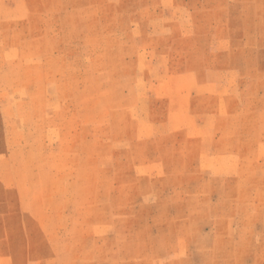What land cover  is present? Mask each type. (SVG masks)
<instances>
[{
  "label": "rangeland",
  "instance_id": "1",
  "mask_svg": "<svg viewBox=\"0 0 264 264\" xmlns=\"http://www.w3.org/2000/svg\"><path fill=\"white\" fill-rule=\"evenodd\" d=\"M0 264H264V0H0Z\"/></svg>",
  "mask_w": 264,
  "mask_h": 264
}]
</instances>
